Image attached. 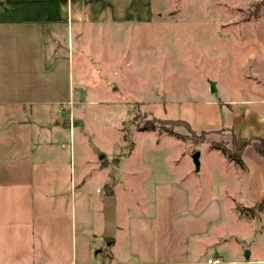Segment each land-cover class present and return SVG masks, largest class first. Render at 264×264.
<instances>
[{
	"label": "crops",
	"instance_id": "0c3cea01",
	"mask_svg": "<svg viewBox=\"0 0 264 264\" xmlns=\"http://www.w3.org/2000/svg\"><path fill=\"white\" fill-rule=\"evenodd\" d=\"M144 20L151 22L150 0H0V264H264L257 248L217 244L227 227L219 223L223 207L239 220L233 200L250 206L264 198V157L245 144L264 140V94L247 92L239 103L208 96L183 103L174 119L154 116L206 132L208 147L230 145L233 133L244 168L219 156L224 202L203 204L197 194L160 184L151 204L136 200L138 214H115L110 255H101L106 196L98 166L112 154L94 133L86 136L76 96L112 94L102 77L116 57L94 42L99 31Z\"/></svg>",
	"mask_w": 264,
	"mask_h": 264
},
{
	"label": "rangeland",
	"instance_id": "374dc122",
	"mask_svg": "<svg viewBox=\"0 0 264 264\" xmlns=\"http://www.w3.org/2000/svg\"><path fill=\"white\" fill-rule=\"evenodd\" d=\"M150 3L151 22L105 25L99 31L94 42L104 52L111 47L116 57V64L107 66L109 72L104 71L106 77H102L112 94L81 92L74 109L77 117L85 118L86 136L92 140L94 133L96 145L112 154L99 161V185L102 195L107 192L104 185L112 186L117 220L123 214L140 212L135 208L136 200L151 204L160 184L172 183L189 197L197 194L203 204L219 199L224 202L228 195L222 194L226 176L216 170L219 156L224 158L219 151L198 143L178 120H165L178 139L157 131L137 135L144 122L152 116L179 117L176 110L182 109L183 103L203 97L239 103L246 92L264 94V0ZM93 60L92 65L98 68L99 60ZM210 83L215 85L214 94L209 92ZM94 98L98 102L89 103ZM78 148L76 139V152ZM232 203L235 211L238 205L249 206L235 200ZM227 212L223 207L219 223L227 227L217 244L241 250L257 248L259 255L264 254V246L260 243L255 247L253 239H264V210L254 220L239 214L238 220L232 209L230 215ZM101 255L109 257L110 242L103 243Z\"/></svg>",
	"mask_w": 264,
	"mask_h": 264
},
{
	"label": "trees",
	"instance_id": "16d2710c",
	"mask_svg": "<svg viewBox=\"0 0 264 264\" xmlns=\"http://www.w3.org/2000/svg\"><path fill=\"white\" fill-rule=\"evenodd\" d=\"M221 104L219 103V106ZM151 120H147V122H144L142 127H139L140 132L143 131H157V132H163L168 135L178 137L177 134L170 131L171 126L167 125L169 121H165L162 119L155 118L152 116L150 118ZM179 122H182L185 126V128L189 131L192 137L196 139L198 143H203L205 141L206 132H201L200 134H196L188 123L178 120ZM231 135V143L230 145L227 142L220 141V142H213L209 145V148L211 150L219 151L226 161L232 162L235 165L239 166L240 168H244V164L241 159V154L243 151V146H238L235 142L233 133L230 131ZM197 135V136H196ZM253 143V147L255 152L259 155L264 157V140L261 138H251L249 140L245 141V144ZM104 190L107 191L105 193L106 197H112V186L106 184L104 186ZM264 210V198L259 201L258 203L252 204L250 206H236V211L240 216L246 217L250 220H254L259 217V213H261Z\"/></svg>",
	"mask_w": 264,
	"mask_h": 264
},
{
	"label": "water",
	"instance_id": "95a60500",
	"mask_svg": "<svg viewBox=\"0 0 264 264\" xmlns=\"http://www.w3.org/2000/svg\"><path fill=\"white\" fill-rule=\"evenodd\" d=\"M210 94H214L216 92V88L214 83H210L209 87ZM193 161L197 165L198 164V154L193 156ZM103 236L105 242H110L115 233V204L116 199L114 197H106L103 199ZM248 255V251L245 252V256Z\"/></svg>",
	"mask_w": 264,
	"mask_h": 264
},
{
	"label": "built area",
	"instance_id": "2783aa9c",
	"mask_svg": "<svg viewBox=\"0 0 264 264\" xmlns=\"http://www.w3.org/2000/svg\"><path fill=\"white\" fill-rule=\"evenodd\" d=\"M206 263L207 264H220V261L218 259H208Z\"/></svg>",
	"mask_w": 264,
	"mask_h": 264
}]
</instances>
